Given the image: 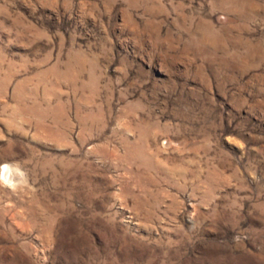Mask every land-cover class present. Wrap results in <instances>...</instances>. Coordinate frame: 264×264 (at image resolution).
<instances>
[{"label": "rangeland", "instance_id": "374dc122", "mask_svg": "<svg viewBox=\"0 0 264 264\" xmlns=\"http://www.w3.org/2000/svg\"><path fill=\"white\" fill-rule=\"evenodd\" d=\"M0 264H264V0H0Z\"/></svg>", "mask_w": 264, "mask_h": 264}, {"label": "bare ground", "instance_id": "6f19581e", "mask_svg": "<svg viewBox=\"0 0 264 264\" xmlns=\"http://www.w3.org/2000/svg\"><path fill=\"white\" fill-rule=\"evenodd\" d=\"M10 171V167L8 166L6 169H5V176H7L8 172Z\"/></svg>", "mask_w": 264, "mask_h": 264}]
</instances>
